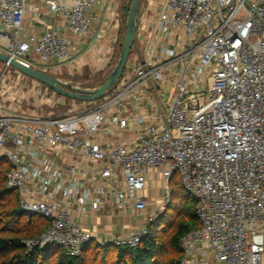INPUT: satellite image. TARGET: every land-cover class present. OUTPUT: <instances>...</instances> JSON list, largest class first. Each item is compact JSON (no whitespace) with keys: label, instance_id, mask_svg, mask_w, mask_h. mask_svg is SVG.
<instances>
[{"label":"built area","instance_id":"obj_1","mask_svg":"<svg viewBox=\"0 0 264 264\" xmlns=\"http://www.w3.org/2000/svg\"><path fill=\"white\" fill-rule=\"evenodd\" d=\"M101 1L47 2L81 38ZM27 8L26 0H0V52L32 67L33 56L69 61L67 35L23 36ZM157 29L167 43L151 48L95 107L64 116L0 113L6 185L22 212L49 221L24 243L60 245L70 257L93 240L137 248L164 204L143 225L108 238L96 237L73 210L111 205L140 217L148 173L160 169L166 198L179 174L197 201L199 227L181 236L180 264H264V0H164ZM165 79L173 87L166 108L131 117L126 101ZM131 123L132 138L100 139L109 124L124 132Z\"/></svg>","mask_w":264,"mask_h":264},{"label":"crops","instance_id":"obj_2","mask_svg":"<svg viewBox=\"0 0 264 264\" xmlns=\"http://www.w3.org/2000/svg\"><path fill=\"white\" fill-rule=\"evenodd\" d=\"M47 1L26 0L28 8L25 13L23 36L26 37L31 34L40 36L47 30H56L65 34L72 42L71 59L62 63L57 60L41 62L33 56L35 67L74 86L90 90L99 87L106 80L111 69L114 68L120 55L131 0H103L96 3L92 8L91 29L88 35L81 38L76 37L69 31L67 21L61 14L53 13ZM58 1L71 2L72 0ZM163 2L164 0H140L136 38L121 77L131 74V70H134L138 63L145 62L150 58L151 48L159 51L160 47L167 43L157 29ZM98 77L103 79L96 83L95 79H98ZM30 78L27 83L33 88H39L43 94L53 90L46 84L32 77ZM166 83V79L161 80L159 83L151 82L149 89L144 91L141 100L128 99L126 103L129 106V115L133 117L136 113L146 112L147 109L150 111L156 107L165 109L173 95V87H167ZM72 99L73 107L69 112H79L77 110L81 109V105L76 102L77 99ZM43 107L45 105H33L32 103L28 107L25 105L23 109L17 112L0 108V113L7 111L19 116L32 117L43 114ZM49 107L52 106L49 105ZM131 125L133 131L116 132V125L109 124L100 139L105 140L106 138H116L118 136L132 138L135 131L133 123ZM114 132L117 133L116 136ZM52 158L55 159V155H52ZM71 159L68 157L66 162H71ZM154 179H156L157 184L159 183L157 189L153 187ZM163 185L161 170L151 169L148 173L146 188L142 192L149 199V203L143 210L141 218L133 212L118 213L111 205H107L106 208L100 210L89 209L85 215L75 208L73 213L96 237L108 238L115 234L126 233L144 224L143 218L153 212L154 207L150 203L155 199H159L158 196L161 195Z\"/></svg>","mask_w":264,"mask_h":264},{"label":"rangeland","instance_id":"obj_3","mask_svg":"<svg viewBox=\"0 0 264 264\" xmlns=\"http://www.w3.org/2000/svg\"><path fill=\"white\" fill-rule=\"evenodd\" d=\"M131 74L134 75V70H131ZM30 79V77H26V75L22 74L13 66H6L5 62L0 61V108L17 112L23 109L25 105L26 107H28L33 103V105H45L42 110L44 115H48L50 113L56 114L57 116H64L68 113L70 114L69 110L73 107V99L71 97L63 96L57 93L55 90H49L43 94V92L39 90V88H33L31 85H29V83H27ZM102 79L103 78L98 77V79H95L96 83H98ZM102 99L103 98L86 101L85 103L83 100L77 99L76 102L81 105V109L77 111L82 112L95 107L102 102ZM49 105H51L52 107H49ZM4 159V157L0 156V189H2L3 187H7L4 182ZM153 187L154 189H157L159 187V183L157 184L156 179H154ZM171 188L173 191H175V195L172 194L173 192L171 191L170 195L166 198L164 194L165 190L162 189L161 191L163 193L161 192V195L158 196L159 199H155L150 203V205L152 204L154 207L153 211L157 209L160 203L164 204L165 207H167V213H162V220L160 219L162 214L158 217L161 221H163V223L165 222V225L162 227L161 225H159L161 222H158V225L156 226L155 224L152 229L153 233L158 235V239L162 245V248L164 249V252L166 253L165 257L159 260L160 264H166L167 260L171 256L178 255L174 254L175 252H177V248L174 244H172L170 240L171 235L175 232V227L178 224V213L182 211L185 201H187V207L190 208L194 207L196 200L195 196L191 195L184 188L179 174H176V176L171 181ZM15 204L16 197L15 195L11 194L3 198L2 202L0 201V216L4 218L3 234L6 236H21L25 237V239L35 238L39 234V230L42 227L41 220L34 219L28 221L27 218H23V220L19 223L14 222L12 216L9 215V212ZM97 245L99 246L98 251L93 248ZM107 245L113 244L109 242L100 243L96 240H93L87 247V252L83 253L80 256V259H83L84 257L86 264H99V259H104L106 260V262L108 259L109 264H112L111 261L114 255V247H110ZM168 252L172 254H169ZM95 257L97 260L94 259ZM0 259H3V256L0 255ZM57 263L58 253L53 252L49 264Z\"/></svg>","mask_w":264,"mask_h":264},{"label":"trees","instance_id":"obj_4","mask_svg":"<svg viewBox=\"0 0 264 264\" xmlns=\"http://www.w3.org/2000/svg\"><path fill=\"white\" fill-rule=\"evenodd\" d=\"M3 163L5 164V179L4 182L6 184V173L8 170L7 160L4 159ZM7 186V185H6ZM172 194L175 191L172 190ZM9 194L15 195L16 204L13 205L9 215L12 216L14 222H21L23 218H27L28 221L40 219L42 222V227L39 230V233L49 224V221L41 216H36L32 214L24 213L20 210L18 206V195L15 191L10 190L8 187H3L0 189V201L8 196ZM175 195V194H174ZM172 201V198H171ZM185 201V200H184ZM187 201H185L186 203ZM183 206V209L180 213H178V224L175 227V232L171 235V242L177 248V252L174 254H178L171 256L166 264H180V259L183 255V250L181 247L180 239L181 236L197 227H199V220L196 215V204L195 200L194 207H187V203ZM167 213V207H165L163 213ZM169 215V214H167ZM163 214L161 216L162 220ZM184 217V218H183ZM186 217V218H185ZM175 218V217H174ZM177 218V217H176ZM159 218L152 223L149 227V234L143 240V242L137 248H128V247H117L114 245H107L114 247L113 249V257L112 264H160V259L165 257L164 249L158 239V235L153 233V226L158 222H161L159 225L162 227L165 225V222L161 221ZM167 219V218H166ZM4 226V218L0 216V255L3 256V259H0V264H49L52 253H58V263L57 264H86L85 259H80L83 253L87 252V247L90 245L87 244L82 250L80 256L70 257L65 254V251L62 247L52 244L48 245L44 249L33 248L28 249L24 243L25 237L21 236H6L3 231ZM57 248V249H56ZM98 251L99 246L93 247ZM56 249V250H55ZM169 253V252H168ZM172 254V253H169ZM95 260L96 257L94 258ZM99 264H109V260L99 259Z\"/></svg>","mask_w":264,"mask_h":264},{"label":"water","instance_id":"obj_5","mask_svg":"<svg viewBox=\"0 0 264 264\" xmlns=\"http://www.w3.org/2000/svg\"><path fill=\"white\" fill-rule=\"evenodd\" d=\"M140 11V0H131L126 19L125 37L122 48L114 68L111 70L106 80L95 89H84L78 86L62 81L58 77L46 73L40 69L23 64L22 62L11 58L10 56L0 52V61L6 63V66H13L25 75L32 77L55 90L57 93L74 99L92 101L103 98L117 83L123 74L127 65L129 55L136 38L138 15Z\"/></svg>","mask_w":264,"mask_h":264}]
</instances>
